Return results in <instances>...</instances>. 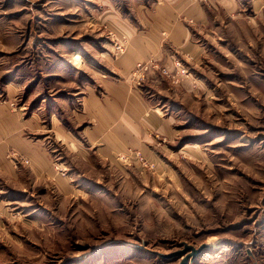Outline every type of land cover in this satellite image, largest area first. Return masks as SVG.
I'll return each instance as SVG.
<instances>
[{
  "label": "rangeland",
  "instance_id": "1",
  "mask_svg": "<svg viewBox=\"0 0 264 264\" xmlns=\"http://www.w3.org/2000/svg\"><path fill=\"white\" fill-rule=\"evenodd\" d=\"M234 1L195 29L199 51L135 64L171 134L107 159L78 112L118 79L122 21L158 0H0V100L67 183L8 153L0 264H181L186 245L204 248L188 264H264V0Z\"/></svg>",
  "mask_w": 264,
  "mask_h": 264
},
{
  "label": "crops",
  "instance_id": "2",
  "mask_svg": "<svg viewBox=\"0 0 264 264\" xmlns=\"http://www.w3.org/2000/svg\"><path fill=\"white\" fill-rule=\"evenodd\" d=\"M234 13V0H158L152 10L144 11L139 23L122 21L123 36L127 38L126 53L116 58L113 70L118 79L106 78L101 82V93L86 96L78 115L93 117L85 131L87 140L98 145V150L107 159L117 152L136 149L145 151L148 132L171 134L167 119L157 113L155 107L134 90L129 75L139 61L154 58L163 60L169 51L188 55L198 50L195 29L208 22L210 15L218 10ZM128 23V24H127ZM13 102L0 100V173L18 180L20 173L6 159L9 152L34 159L35 175L55 176L61 185L66 183L55 171L50 157L27 138L26 123L13 107ZM64 185V186H65ZM69 189V187H66ZM4 208V206H2Z\"/></svg>",
  "mask_w": 264,
  "mask_h": 264
},
{
  "label": "water",
  "instance_id": "3",
  "mask_svg": "<svg viewBox=\"0 0 264 264\" xmlns=\"http://www.w3.org/2000/svg\"><path fill=\"white\" fill-rule=\"evenodd\" d=\"M203 249H204L203 247H201V248H199V249H195V248H193V247H190V246L186 245L185 251H181V252H179V253H177V254H175V255H179V256H181V255H183V254H187L186 257L183 259V261H182L181 264H188V261H191V260H193L195 257H197V255H199V254L202 252ZM190 250H191V251H190ZM189 251H190L191 253H189ZM161 256H163V255L161 254Z\"/></svg>",
  "mask_w": 264,
  "mask_h": 264
},
{
  "label": "built area",
  "instance_id": "4",
  "mask_svg": "<svg viewBox=\"0 0 264 264\" xmlns=\"http://www.w3.org/2000/svg\"><path fill=\"white\" fill-rule=\"evenodd\" d=\"M127 43L128 42H127V38L126 37H122L120 40H117V42L114 45L115 54L116 55H123L126 52V50H127ZM176 67H179V63H176ZM180 72L182 74H186L185 73L186 72L185 69L181 70ZM165 74H167L166 71H165Z\"/></svg>",
  "mask_w": 264,
  "mask_h": 264
}]
</instances>
